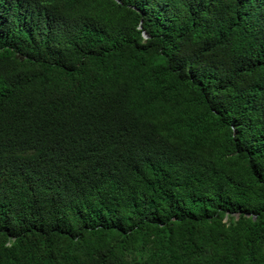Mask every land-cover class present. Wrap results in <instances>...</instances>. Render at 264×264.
<instances>
[{
  "label": "trees",
  "instance_id": "16d2710c",
  "mask_svg": "<svg viewBox=\"0 0 264 264\" xmlns=\"http://www.w3.org/2000/svg\"><path fill=\"white\" fill-rule=\"evenodd\" d=\"M0 264H264V0H0Z\"/></svg>",
  "mask_w": 264,
  "mask_h": 264
},
{
  "label": "water",
  "instance_id": "95a60500",
  "mask_svg": "<svg viewBox=\"0 0 264 264\" xmlns=\"http://www.w3.org/2000/svg\"><path fill=\"white\" fill-rule=\"evenodd\" d=\"M143 37H144V38H147V35H146L145 33H143Z\"/></svg>",
  "mask_w": 264,
  "mask_h": 264
}]
</instances>
